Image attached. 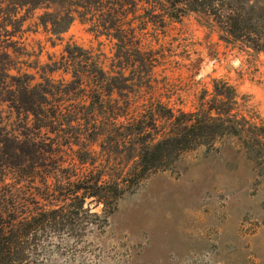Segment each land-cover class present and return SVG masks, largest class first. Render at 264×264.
<instances>
[{
    "label": "rangeland",
    "instance_id": "rangeland-1",
    "mask_svg": "<svg viewBox=\"0 0 264 264\" xmlns=\"http://www.w3.org/2000/svg\"><path fill=\"white\" fill-rule=\"evenodd\" d=\"M248 1L257 17L264 19V0ZM42 13L21 14L27 19L19 23L9 44L13 77L9 84L37 85L30 98L39 101L35 96L40 91L55 88L49 84L60 79L69 82L62 69L52 76L44 69L59 61L67 45L92 52L104 71L116 78L109 84L110 99L103 89L100 104L77 92L64 96L63 92L76 89L73 86L53 89L62 95L58 99L64 114L53 130H36L32 116L0 100V142L11 143L18 136L20 141L38 142L45 151L52 143L61 146L53 162L44 153L16 149L22 156L13 163L24 165L25 172L21 178L7 176L8 185L0 194L13 191V200L24 203L27 211L58 205L47 195V187L56 190L58 181H75L91 171L105 182L124 177L136 146L133 136L127 135L137 133L124 120L127 103L140 107L159 102L192 112L199 95L217 79L235 89L249 115L264 119V56L220 40L217 31L198 16L167 23L162 31L150 28L142 33V44L151 47L150 56L156 61L150 69L146 63L110 67L113 43L77 19L60 38L51 37L34 25ZM0 26L12 32L7 24ZM79 91L85 93L83 87ZM114 115L122 117L116 125L111 124ZM75 118L76 123L69 124ZM132 177L130 173L114 201L112 192L106 194L105 207L93 199H86L83 206L78 200L68 202L62 208L68 214L61 224L50 222L37 236L32 255L36 264H264V168L247 159L236 141L218 140L211 147L183 153L163 170L139 180Z\"/></svg>",
    "mask_w": 264,
    "mask_h": 264
},
{
    "label": "trees",
    "instance_id": "trees-1",
    "mask_svg": "<svg viewBox=\"0 0 264 264\" xmlns=\"http://www.w3.org/2000/svg\"><path fill=\"white\" fill-rule=\"evenodd\" d=\"M247 2L0 0V23L12 28L9 33L6 26L4 29L0 26V100L9 103L10 108L18 110V113L32 116L36 130H53L61 125V118L64 116L61 101L58 99L62 95L60 91H52L53 89L73 86L76 89L63 92V95L70 96L77 92L100 104L103 101V89H106V97L110 99L112 91H109V84L116 78L115 74L111 77L104 71L103 64L92 52L82 51L75 45H67L59 61L51 62L44 69L50 76L62 69L64 75L70 76V81L60 79L54 84H49L50 79L47 77L49 87L55 88L40 91L35 96L39 101L31 100L37 85L28 82L11 85L8 82L13 78L9 73V44L14 38L12 34L21 27L19 23L23 24L27 19L21 16L22 12L28 16L36 11H43L36 18L34 25L46 30L51 37L58 38L68 31L76 19L80 20L94 34L113 43L114 54L110 67L114 64L122 67L130 63L131 68H134L137 63H146L151 69L156 61L150 56L151 47L142 44V33L150 28L162 31L167 23H180L188 15L203 19L217 31L220 40L238 43L264 56V19L258 18L256 8ZM119 79L123 80L124 76L120 74ZM80 87L85 89V93L79 91ZM127 104L129 113L124 120H127L126 124L134 127L137 133L127 135L128 139L133 136L136 146L122 179L110 178L105 182L101 176L91 171L79 175L75 181H55L58 185L52 192L45 183L48 199L52 198V202L58 205H52L53 209H36L34 213L27 211L24 203L13 200V191L0 194V264H36L32 255L37 236L43 233L48 223L61 224L68 214V209L62 208L69 206L68 202L71 200H78L83 206L86 199H93L97 205L105 207L106 194L112 192L111 198L114 201L117 195L121 194L122 186L130 173L139 180L153 171L168 167L183 153L200 147H211L218 140L230 138L236 141L247 159L264 168V119L249 115L239 103L235 89L224 80H212L210 90L199 95L194 110L188 113L165 107L159 102L143 103L140 107H133L131 102ZM113 117V125L122 118L118 115ZM75 123L76 118L69 124ZM119 126L124 127L123 124ZM6 143L9 142H0V153H4V157H1L4 162L0 160V190L7 187V176L21 178L25 172L24 165L13 163L22 156V153L16 151L17 148L30 150L39 156L44 153V158L49 162L57 161L59 155L56 154H61V146L58 143L48 144L47 151L36 144L38 142L20 141L18 136L11 143ZM82 164L92 165L87 162ZM59 196L61 199L57 202ZM4 207H9L10 211Z\"/></svg>",
    "mask_w": 264,
    "mask_h": 264
}]
</instances>
